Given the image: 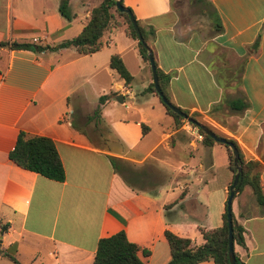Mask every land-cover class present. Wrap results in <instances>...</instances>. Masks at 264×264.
I'll list each match as a JSON object with an SVG mask.
<instances>
[{
    "label": "crops",
    "instance_id": "crops-1",
    "mask_svg": "<svg viewBox=\"0 0 264 264\" xmlns=\"http://www.w3.org/2000/svg\"><path fill=\"white\" fill-rule=\"evenodd\" d=\"M59 1L0 0V42L55 47L74 38L101 2L68 0L72 19L66 21ZM206 1L221 26L207 46L181 37L170 0H120L141 27L154 30L147 46L155 68L168 77L170 104L234 141L244 161L260 162L264 196V0ZM114 23L100 38L102 48L90 55L70 47L0 48V264H12L4 255L18 264H91L98 240L117 232L148 252L138 254L143 264H166L164 231L199 246V229L221 224L233 176L224 147L197 141L184 129L186 122L174 127L158 98L145 92L148 64L125 35L122 19L114 16ZM112 55L131 76L126 86L108 66ZM237 68L239 93L219 81ZM236 96L247 103L241 112L223 104ZM215 105L219 109L208 117ZM19 133L52 141L61 182L7 159ZM107 157L134 170L146 171L144 164L152 163L168 180L153 179L151 186L149 175L132 190ZM231 213L243 229V245H232L235 257L241 264H264V211L259 214L248 187L232 199Z\"/></svg>",
    "mask_w": 264,
    "mask_h": 264
},
{
    "label": "trees",
    "instance_id": "trees-1",
    "mask_svg": "<svg viewBox=\"0 0 264 264\" xmlns=\"http://www.w3.org/2000/svg\"><path fill=\"white\" fill-rule=\"evenodd\" d=\"M191 4L201 5L207 8V12L213 18V27L215 32H219L221 29L220 21L216 11L211 4L206 0H187ZM122 4V3H121ZM123 6V5H122ZM132 15L129 8L125 7ZM57 11L59 15L66 21H70L72 16L69 13L68 0H60ZM114 11L118 17H120L124 23L125 35L135 42L137 53L142 62L147 63L146 52L143 47L136 41V36L129 24L128 18L124 13H119L114 8V0H101V2L91 9L89 18L86 24L82 27L81 31L72 39L61 42L55 47H38L35 45H29L25 43H8L0 42V48H7L9 50H31L33 52H41L42 50H57L61 48H73L78 55H90L98 52L103 44L100 40L102 34L109 30L114 23ZM133 16V15H132ZM138 31L147 45L149 38L154 35L152 27H141L138 21L134 18ZM257 42L252 47L255 48ZM243 61L239 63V68ZM108 66L113 70L116 75L123 81L124 86L128 85L131 81V76L124 68L122 62L117 55H112L109 58ZM155 66V65H154ZM224 72L219 76V81L229 88H234L237 91L240 84V72L241 70ZM157 77V84L162 93V96L169 102V99L165 93V87L168 77L163 75L158 69L155 68ZM145 92L152 93L156 96L153 89V85L150 83L145 89ZM237 93H239L237 91ZM157 97V96H156ZM105 97H99L98 103L104 100ZM158 98V97H157ZM160 104L164 107L165 112L169 115L174 123V127L180 126L183 119L170 111L165 105H163L158 98ZM170 103V102H169ZM223 104L232 112H241L247 108V103L242 97L236 96L235 98L225 99ZM220 105L210 107L207 112L208 117H214L215 113L219 109ZM182 113L188 115L193 120L197 121V115L188 114L186 110H181ZM97 114V110L94 111V115ZM188 125L194 127L190 123ZM196 128V127H194ZM196 130L202 135L201 142L206 145H212L215 143L212 139L204 135L199 129ZM212 131V130H211ZM213 132V131H212ZM215 133V132H214ZM216 135L223 137L222 135L215 133ZM226 142L231 143L238 154V160L240 164V174L237 184L234 187V195L232 199L239 194L243 188L248 187L251 192L252 199L259 209V214L264 211V196L262 195L259 174L262 169V165L258 161H244L239 153V150L234 141L223 137ZM218 144V143H217ZM221 145V144H219ZM226 152L227 157V169L232 173H235L232 162L231 153L227 146L222 145ZM7 159L22 170H26L37 175H40L46 179L61 182L64 178L63 169L55 151L54 145L49 138L46 137H27L23 133H19L12 149L7 154ZM110 168L113 173L118 175L123 183L132 190H136L138 186L143 185V180L148 179L150 174L144 170L143 166L140 170H134L133 165L114 158L107 157ZM140 168V167H139ZM151 176V175H150ZM233 179V176H232ZM232 180L229 183L228 189ZM153 182L151 183V186ZM152 192V191H151ZM228 195V193H227ZM232 223V245H243L242 232L243 229L238 225L231 213ZM2 231V229H0ZM201 235L202 244L199 246H192L190 241L186 238H181L173 235L168 231H164L163 236L168 246L169 260L166 264H198L205 261H210L212 264H228L227 261V245L226 236L227 228L225 221V205L221 215L220 226L208 230L199 229ZM233 252V251H232ZM138 254L146 256L148 252L145 249H140L138 246L128 242L123 232H117L107 238L98 240L95 248L91 264H143L139 259ZM12 264H18L12 257L4 255ZM234 264H241L234 253Z\"/></svg>",
    "mask_w": 264,
    "mask_h": 264
},
{
    "label": "water",
    "instance_id": "water-1",
    "mask_svg": "<svg viewBox=\"0 0 264 264\" xmlns=\"http://www.w3.org/2000/svg\"><path fill=\"white\" fill-rule=\"evenodd\" d=\"M114 8L117 12L119 13H124L129 21V24L132 27V30L136 36V41L143 47V49L146 52V57H147V63L149 66L150 74H151V84L153 85V89L155 91L156 96L160 99L161 103L165 105L168 109H170L171 112L176 114L178 117L183 119L185 122L190 123L197 129H199L204 135H206L208 138L212 139L215 143L225 145L229 148L230 153H231V162L234 168L235 173L233 174V179L231 182V185L228 189V195L225 200V221H226V228H227V236H226V245H227V261L228 264H234V256L232 252V223H231V201L232 197L234 195V187L237 184V181L239 179V174H240V164L238 160V154L235 149V147L229 143L226 142V140L223 137H220L216 135L214 132L211 131L208 127L205 125L199 123L196 120L191 119L188 117V115H185L178 109L177 107L173 106L170 104L166 99L162 96V93L160 92V89L157 84V77L155 73V66H154V61H153V56L150 48L144 43L139 31L138 27L136 25L135 20L133 19V16L127 10L125 7L122 6L120 0H114ZM114 100L117 103H122V98L120 95H117Z\"/></svg>",
    "mask_w": 264,
    "mask_h": 264
},
{
    "label": "rangeland",
    "instance_id": "rangeland-1",
    "mask_svg": "<svg viewBox=\"0 0 264 264\" xmlns=\"http://www.w3.org/2000/svg\"><path fill=\"white\" fill-rule=\"evenodd\" d=\"M170 9L172 13H174V16L177 20L176 28L178 27L181 37L193 38L195 40L204 42L206 46L208 45L209 39L215 35V30L213 27V18L207 12L206 7L191 4L187 0H170ZM112 13L115 17H118L114 11H112ZM197 121L211 129L213 132L217 133L204 121L199 119H197ZM97 143L101 144L100 141ZM150 164L152 163L147 162L144 165L146 171L151 175V181L154 179L157 184H161L168 180L167 174L158 168H155L158 170H155L154 172L153 167Z\"/></svg>",
    "mask_w": 264,
    "mask_h": 264
},
{
    "label": "built area",
    "instance_id": "built-area-1",
    "mask_svg": "<svg viewBox=\"0 0 264 264\" xmlns=\"http://www.w3.org/2000/svg\"><path fill=\"white\" fill-rule=\"evenodd\" d=\"M37 40L36 39H32V42L35 43ZM185 130H187L190 134L193 135V137L197 140V141H201L202 140V135L196 130V128L190 126L187 124H185Z\"/></svg>",
    "mask_w": 264,
    "mask_h": 264
}]
</instances>
